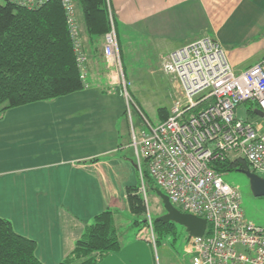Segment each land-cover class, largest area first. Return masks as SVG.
Segmentation results:
<instances>
[{
    "label": "crops",
    "instance_id": "crops-1",
    "mask_svg": "<svg viewBox=\"0 0 264 264\" xmlns=\"http://www.w3.org/2000/svg\"><path fill=\"white\" fill-rule=\"evenodd\" d=\"M107 4L109 16L115 18L125 75L126 65H133V79L157 75L168 82L170 108L181 90L163 64L186 43L215 37L235 72L264 57V0H107ZM97 45L101 52L93 47L84 50L85 87L61 96L71 97L69 107L42 108L39 115L45 121L13 123L14 129L6 134L0 122V141L7 137L1 142L7 145L6 153L0 152V216L17 233L35 240V254L44 264H59L70 256L98 213L121 209L122 198L130 209L125 191L129 185L123 181L120 188L119 182L123 165L134 169L135 176L137 168L119 158L131 139L129 120L120 128L125 98L112 86L116 75L104 58L105 39ZM133 96L144 110L134 92ZM25 108L7 109L0 121ZM252 122L264 130L263 123ZM136 235L125 237L119 250L96 264H156V244L148 229Z\"/></svg>",
    "mask_w": 264,
    "mask_h": 264
},
{
    "label": "built area",
    "instance_id": "built-area-1",
    "mask_svg": "<svg viewBox=\"0 0 264 264\" xmlns=\"http://www.w3.org/2000/svg\"><path fill=\"white\" fill-rule=\"evenodd\" d=\"M29 9L49 0H9ZM81 77L87 78V55L82 49L74 0H62ZM104 55L122 85L131 124L130 148L138 159L141 187L146 189L142 160L155 184L170 201L207 219L205 233L190 237L192 264H264V227L249 221L239 190L222 178L221 164L232 156L247 161L252 171L264 172V130L239 118L238 107L254 102L264 113V57L235 72L220 42L213 36L196 38L171 52L165 71L174 74L180 94L170 113L158 124L140 110L128 91L115 18L110 13ZM141 116L137 128L131 106ZM143 189L146 196V191ZM151 241L157 244L151 227Z\"/></svg>",
    "mask_w": 264,
    "mask_h": 264
},
{
    "label": "trees",
    "instance_id": "trees-1",
    "mask_svg": "<svg viewBox=\"0 0 264 264\" xmlns=\"http://www.w3.org/2000/svg\"><path fill=\"white\" fill-rule=\"evenodd\" d=\"M79 2L83 28L77 17V8L76 18L82 49L92 50L93 47L94 51L101 52L97 43L105 39L110 30L107 0ZM85 85L62 0H49L32 9L0 0V115L12 107L71 94L82 90ZM168 114L166 108L159 109L161 119L165 120ZM248 168L246 160L232 156L221 164L220 170L223 173ZM144 176L151 177L149 171H144ZM127 200L131 212H147L139 186L127 188ZM152 224L154 231L161 234L176 233L173 222L156 219ZM120 247L115 211L107 209L94 217L74 251L59 264H96L102 256ZM35 251V240L17 233L12 223L0 216V264H44Z\"/></svg>",
    "mask_w": 264,
    "mask_h": 264
},
{
    "label": "rangeland",
    "instance_id": "rangeland-1",
    "mask_svg": "<svg viewBox=\"0 0 264 264\" xmlns=\"http://www.w3.org/2000/svg\"><path fill=\"white\" fill-rule=\"evenodd\" d=\"M74 1L76 3V8H77V17L81 28H83L84 25H83L82 7L80 5L79 0H74ZM126 67L128 68V76L126 75L125 76L129 82V87H128L129 93L133 95L134 92V94L137 96L138 101L142 104L145 111L141 107L140 110H142V112L149 117L152 123L158 124L161 121L158 109L164 106L171 109L170 106H167L171 101L168 94V82L162 80L160 77H157V75L152 77L144 76L133 79L131 74H134L133 73L134 66L126 65ZM111 68L114 69V73L116 75L117 73L115 68L114 67ZM115 79L116 82L112 85L115 87V92H116L115 94L121 95L125 98L126 96L122 91V85L120 81H118L117 75L115 76ZM70 100L71 97L66 96V97H59L55 99L37 101L25 105H20L26 107L25 111L13 112V115L9 114L8 116H4V119L0 121L3 122V126H4L3 133L6 134L7 132H9V130L7 129H14L13 123L21 124V123L43 122L45 121V117L39 115V112H41L40 110L42 108L46 109V108H56V107H69ZM122 100L124 102L123 108L125 111L124 112L125 117L121 118L122 121L120 123V128H122V122L127 123V120H129V124H130V116H129L128 106L126 103V98L125 101L124 99ZM257 108L258 107L254 102H244L238 107L237 115L239 118H243L250 121H258L263 123L264 125V116H259L257 113H255V110ZM131 115H132V121L135 123L137 128L147 129L146 125L143 126L141 124L142 120L140 113L135 108L134 105L131 106ZM2 118H3V114L0 115V119ZM122 134H123L122 138L126 142V140L128 139L127 137L128 132L125 130L124 132H122ZM130 138H131V124H130ZM6 140L7 137L4 136L2 141H0V152L6 149L7 145L1 143V142H5ZM130 142L131 139H129V143ZM129 143L127 142V144ZM127 144L124 143V147L123 150L121 151L119 158L123 157L128 159L129 163L133 164L134 167H136L138 164L137 156L133 151V149L130 148L129 146L130 144L129 145ZM5 153L6 152L4 151L3 154ZM130 168H128L127 165H123L122 168L119 169L120 188L122 187V182L125 181V183L129 185L125 188L127 195L128 187L139 186V193L140 194L142 193L144 196L147 212L145 214L133 213L131 212L130 209L127 208V201L124 200L123 198L120 200L121 209H118L117 211L114 210L115 223L121 238L120 241H123L125 237H127V239H132L134 237L137 238L136 235L137 232L143 229H148V231L151 234L152 233L151 227H152L153 234L157 241L156 246H153L154 256L156 258V264H190V260L192 256L190 253L186 252L187 251L186 249L190 246L189 232L186 230V228L183 225L180 224L175 225L176 233L161 234L158 230L154 231L152 224L153 221H155L157 218H159L160 216L166 213V210L163 205V201L155 191L156 188L158 189L160 188L155 184V182L152 181L151 177H147V176H145L146 189L144 187H141V180H140L141 178L140 175H138L139 173L138 167L135 168L136 176L135 173L134 174L132 173V170L134 169H130ZM142 168L143 171L148 172V166L146 161L144 160H142ZM256 173L261 177H264V172L256 171ZM222 178L226 183L236 187L239 190L241 195L242 207L247 219L257 226L264 227V196H256L253 193L248 176L245 173H243L240 169H235V170L223 172ZM143 189H145L146 191V196L143 192L144 191ZM176 207L179 210H182L181 207L179 206Z\"/></svg>",
    "mask_w": 264,
    "mask_h": 264
},
{
    "label": "water",
    "instance_id": "water-1",
    "mask_svg": "<svg viewBox=\"0 0 264 264\" xmlns=\"http://www.w3.org/2000/svg\"><path fill=\"white\" fill-rule=\"evenodd\" d=\"M259 116H264L263 111L259 108L255 110ZM245 173L249 180L253 193L256 196H264V177H261L256 172L248 169H240ZM156 193L162 199L166 213L157 218L164 223L173 222L183 225L189 232L190 237H201L205 233L207 227V219L201 218L191 213L179 210L171 201L169 196L162 190L156 188Z\"/></svg>",
    "mask_w": 264,
    "mask_h": 264
}]
</instances>
